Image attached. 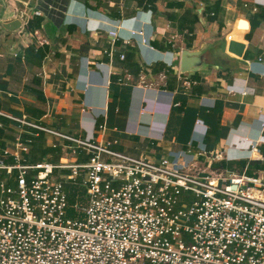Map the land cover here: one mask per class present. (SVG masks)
<instances>
[{
	"label": "crops",
	"instance_id": "crops-1",
	"mask_svg": "<svg viewBox=\"0 0 264 264\" xmlns=\"http://www.w3.org/2000/svg\"><path fill=\"white\" fill-rule=\"evenodd\" d=\"M5 1L13 6L0 4L2 145L23 130L7 116L26 114L75 137L118 141L113 149L136 157L194 161L264 184V0ZM16 20L20 28H6ZM225 41L243 43L242 57L223 51Z\"/></svg>",
	"mask_w": 264,
	"mask_h": 264
},
{
	"label": "built area",
	"instance_id": "built-area-1",
	"mask_svg": "<svg viewBox=\"0 0 264 264\" xmlns=\"http://www.w3.org/2000/svg\"><path fill=\"white\" fill-rule=\"evenodd\" d=\"M7 117L23 130L12 147L0 143V264H264L259 179L136 157L113 149L118 141ZM40 135L54 151L31 162ZM69 182L86 189L82 219L67 216Z\"/></svg>",
	"mask_w": 264,
	"mask_h": 264
},
{
	"label": "rangeland",
	"instance_id": "rangeland-1",
	"mask_svg": "<svg viewBox=\"0 0 264 264\" xmlns=\"http://www.w3.org/2000/svg\"><path fill=\"white\" fill-rule=\"evenodd\" d=\"M1 4H4L5 7H10L12 5V3L10 1H8L6 3H1ZM196 5L199 8L204 7V4L196 3ZM20 7H21L20 9L17 7V9L19 10V13H18L17 9L14 10V8H13V11H10L11 13H9V16L11 15L14 17V15H16V14L18 16L20 14L21 10L26 9V6L24 7L23 4ZM0 28H2V27H0ZM52 160L53 161H59L60 156H55ZM65 191L68 195L67 216L69 218L82 219L85 215V208H86L87 203H88V198H87L85 187H83L81 185V183H79V182H76V183L69 182V183H65ZM75 205H79V208L78 209L74 208Z\"/></svg>",
	"mask_w": 264,
	"mask_h": 264
},
{
	"label": "water",
	"instance_id": "water-1",
	"mask_svg": "<svg viewBox=\"0 0 264 264\" xmlns=\"http://www.w3.org/2000/svg\"><path fill=\"white\" fill-rule=\"evenodd\" d=\"M3 2H4V0H0V4L3 3ZM242 24L246 25L245 22H242ZM5 26H6V28L11 29V30L16 29V28L18 29V28L21 27V21L20 20H16V21H14L12 23H9V24H7ZM244 48H245V45L243 43H241V42H238V41H229L228 43L225 41L223 43V46H222L223 51L228 50V52H230V53H232V54H234V55H236L238 57H242ZM184 54L185 55L183 57V64H182L183 65L182 66V71L183 72L188 70L187 63H188V60H189L188 55L190 53H188V52L186 53L185 52Z\"/></svg>",
	"mask_w": 264,
	"mask_h": 264
},
{
	"label": "trees",
	"instance_id": "trees-1",
	"mask_svg": "<svg viewBox=\"0 0 264 264\" xmlns=\"http://www.w3.org/2000/svg\"><path fill=\"white\" fill-rule=\"evenodd\" d=\"M30 29L32 31L35 30V23H33V20L30 22ZM53 151V149L45 147L44 135H40L39 137L35 138L31 149V154L28 156V158L31 162H37Z\"/></svg>",
	"mask_w": 264,
	"mask_h": 264
},
{
	"label": "bare ground",
	"instance_id": "bare-ground-1",
	"mask_svg": "<svg viewBox=\"0 0 264 264\" xmlns=\"http://www.w3.org/2000/svg\"><path fill=\"white\" fill-rule=\"evenodd\" d=\"M241 27H245V28H246V25H243V24H242V26H241Z\"/></svg>",
	"mask_w": 264,
	"mask_h": 264
}]
</instances>
